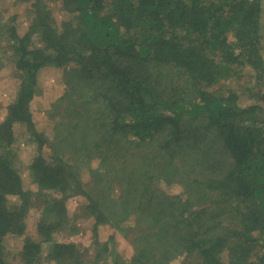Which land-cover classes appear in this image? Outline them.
Returning <instances> with one entry per match:
<instances>
[{
    "label": "trees",
    "instance_id": "obj_1",
    "mask_svg": "<svg viewBox=\"0 0 264 264\" xmlns=\"http://www.w3.org/2000/svg\"><path fill=\"white\" fill-rule=\"evenodd\" d=\"M16 2L35 16L22 36L0 21L19 72L0 121V264H264V0ZM46 66L65 87L51 134L31 113ZM16 124L35 146V188ZM99 225L106 240H61Z\"/></svg>",
    "mask_w": 264,
    "mask_h": 264
},
{
    "label": "rangeland",
    "instance_id": "obj_2",
    "mask_svg": "<svg viewBox=\"0 0 264 264\" xmlns=\"http://www.w3.org/2000/svg\"><path fill=\"white\" fill-rule=\"evenodd\" d=\"M52 16L56 21L55 24L61 27L62 22L69 18V14L62 11L61 7L55 6L52 10ZM34 13L29 2H16V0H0V21L6 26H13L14 31L22 36L28 30L30 23L34 20ZM264 37V34H263ZM38 42L37 34L32 36L30 45H36ZM14 49L9 42L8 35L0 32V121L3 119L6 111V106L13 100L19 85V72L14 65L12 54ZM62 67L46 66L39 70L37 79L36 94L31 101V113L38 130H42L47 134H51L53 125L58 118V109L54 102L64 91L63 71ZM252 82H248L246 87L250 90ZM56 112V117L53 115ZM16 141L13 145L16 165L23 179L25 188H35L29 182L28 164L31 158L35 155V146L28 141V134L24 127L18 124L15 125ZM50 153V148H47ZM86 177V176H85ZM162 187L170 189L172 192L180 190L178 186L167 187L161 184ZM10 203L17 201L15 196H9ZM85 201L83 197H75L68 201L71 209ZM17 203V202H16ZM37 208L30 207L26 223V234L32 238H38L39 234L36 230ZM82 224H87L86 222ZM85 231L78 232L72 236L62 237V242H82L87 245L91 241V237L96 234L97 239L106 240L110 237L111 229L106 225H99L96 231L85 226ZM114 242L117 253L121 256L130 254L131 247L129 243L118 232L114 233ZM8 241V242H7ZM6 242L12 247L17 244V239L14 236H9ZM17 260V259H16ZM49 264H58L55 261H49ZM63 264V263H61Z\"/></svg>",
    "mask_w": 264,
    "mask_h": 264
}]
</instances>
